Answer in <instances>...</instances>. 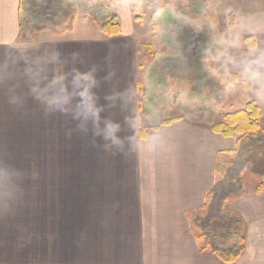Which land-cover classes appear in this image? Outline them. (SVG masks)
Segmentation results:
<instances>
[{
	"label": "crops",
	"instance_id": "obj_1",
	"mask_svg": "<svg viewBox=\"0 0 264 264\" xmlns=\"http://www.w3.org/2000/svg\"><path fill=\"white\" fill-rule=\"evenodd\" d=\"M217 1L229 3L235 14L264 13V0ZM104 2L109 13L120 17L121 35L90 34L89 26L96 30L95 25L78 24L55 39L26 46L20 41L24 0H0V126H10L11 131L29 127L36 133L25 140L40 142V127L48 123L40 110L47 115L54 109V95L72 93L76 85L78 94L96 95L91 101L103 102L102 108L92 109L95 122L90 125L129 126L128 137L121 140L132 144L120 164H48L34 166L32 175L27 170L24 187L30 191L44 185L41 178L60 181L53 189L59 206L54 213L53 207H46L54 218L37 220L39 230L3 231L0 264H201L202 256L225 264L200 251L189 215L202 214L205 196L217 181V156L233 151L236 140L212 132L219 120L212 124L185 116L156 133L146 129L148 134L140 138L142 114L147 111L138 75L145 72L143 62L151 55L143 51L148 44L139 36L133 1ZM232 52L222 57L221 69L232 72ZM240 61L236 69L248 77L250 91L251 84L257 89L254 100L263 124L264 40L256 51L236 55L235 62ZM261 183L248 188L245 181L246 196L231 205L245 223L246 246L233 264H264V191L257 192Z\"/></svg>",
	"mask_w": 264,
	"mask_h": 264
},
{
	"label": "rangeland",
	"instance_id": "obj_2",
	"mask_svg": "<svg viewBox=\"0 0 264 264\" xmlns=\"http://www.w3.org/2000/svg\"><path fill=\"white\" fill-rule=\"evenodd\" d=\"M35 1L42 0H24L22 5L20 41L23 45L32 46L31 43L50 37L55 39L78 24L95 25L97 29L89 26L88 33L98 32L108 37L98 27L105 16L111 14L104 0H48L37 8L43 11L44 7L47 18L42 20L35 16L28 20L27 13L32 12ZM138 1L141 8L139 36L148 44L142 46L144 53L151 55L143 62L145 72L138 75L147 111L142 114L143 128L150 130L161 119L169 120L174 118L172 116L200 117L212 124L217 120L222 122L226 114L244 109L248 101L258 97L256 87L251 84L250 91L248 77L236 69L242 61L235 62V59L236 55L256 51L258 43L264 40V13L235 14L229 3L218 4L217 0ZM251 37L255 42L253 50L245 44ZM230 50H233L232 72L220 68L222 57ZM182 64L185 66L181 67ZM77 87L73 85L72 93L54 95L56 100L51 101L54 109L47 115L40 110L41 117L48 120L38 132L40 142L25 140L29 133H36L29 127L11 131L10 126H0V234L39 230L37 220L54 218L49 214L54 213L59 202L54 198L53 189L60 181L50 183L41 178L40 183L44 185L34 186L30 191L24 187L28 182L27 170L32 175L34 166L48 164H120L121 155L132 150L131 142L121 140L128 137L131 127L90 125L95 122L90 116L92 109L102 108L103 102L91 101L98 98L96 95L78 94ZM259 157L262 164L252 160V169L244 174L248 188L254 187L255 181H264L257 176L264 171V155L259 154ZM209 176L212 185L215 179L212 174ZM46 207H53V211L47 214ZM65 214L63 212V219ZM188 234L193 238L196 232ZM230 240L225 245L234 247L235 241ZM201 264H214V259L202 256Z\"/></svg>",
	"mask_w": 264,
	"mask_h": 264
},
{
	"label": "trees",
	"instance_id": "obj_3",
	"mask_svg": "<svg viewBox=\"0 0 264 264\" xmlns=\"http://www.w3.org/2000/svg\"><path fill=\"white\" fill-rule=\"evenodd\" d=\"M48 2L35 1L32 12L27 13V19H33L35 16L42 17V20L47 18L46 9L43 7V11H37V8ZM133 4V13L139 22L140 2L133 0ZM98 27L101 33L108 37L122 34V22L116 13L106 15ZM246 45L249 49L255 48L252 37L246 40ZM180 120H184L183 117L165 120L151 127L150 131L156 133ZM211 130L226 139H235L236 147L233 151L218 154L214 167L217 181L205 196L206 203L202 207L205 215L196 212L189 215V219L191 229L196 232V240L200 243V251L216 256L225 264H233L239 261L245 252V223L238 213L228 207L246 196L245 172L252 169L254 161L259 164L263 162L259 157V154L264 155L261 108L256 101L250 100L244 109L226 114L224 121L214 124ZM146 134L148 131L143 126L140 127V138L146 137ZM258 175L264 180V171ZM263 191L264 181L257 188L258 193ZM229 240L235 241L234 247L225 245Z\"/></svg>",
	"mask_w": 264,
	"mask_h": 264
}]
</instances>
